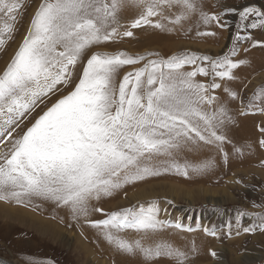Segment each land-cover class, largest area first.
I'll use <instances>...</instances> for the list:
<instances>
[{"label":"snow or ice","instance_id":"6c2138e0","mask_svg":"<svg viewBox=\"0 0 264 264\" xmlns=\"http://www.w3.org/2000/svg\"><path fill=\"white\" fill-rule=\"evenodd\" d=\"M127 5L139 9L131 28L151 25L164 29L162 21L179 25L194 13H199L205 24L219 21L218 14L200 10L197 0H42L27 34L0 72V146L6 149L0 152V200H51L69 207L75 219L87 215L91 199L111 195L125 184L172 170L187 176L189 170L201 173L214 165L211 159L198 164L179 163L176 156L184 149L213 146L227 162L223 147L227 137L218 129L232 118L223 105L211 112L201 107L217 99L208 92L220 85L214 81L205 85L193 77L211 72L214 77L233 79L232 69L245 63L230 59L234 48L215 58L179 53L167 59L148 60L142 68L125 73L118 86V70L144 56L122 51L93 52L83 64L74 88L47 107L26 131L14 136L20 121L39 102L59 91V86L72 83L74 70L90 46L121 35L118 13ZM23 7L22 0H0V46L11 39ZM173 8L179 11L172 16L165 14V9ZM238 14V29L264 28V11L259 8L244 7ZM249 14L257 19L245 24ZM247 38L239 32L234 36ZM197 60L207 61L209 67L181 71L184 65L196 64ZM225 91L236 98L235 92L227 88ZM254 98L264 103V87L256 89ZM257 110L264 112V107L257 106ZM260 130L264 132V128ZM259 144L264 147V138ZM89 223L102 226L108 242L122 252L138 251L146 259L162 255L186 259V253L169 244L146 247L139 240L129 242L111 231H155L165 227L168 222L157 219L154 202L147 208H123L108 213L106 219ZM175 227L183 226L177 223ZM204 231L215 235L208 228ZM211 255L216 253L212 251Z\"/></svg>","mask_w":264,"mask_h":264},{"label":"rangeland","instance_id":"374dc122","mask_svg":"<svg viewBox=\"0 0 264 264\" xmlns=\"http://www.w3.org/2000/svg\"><path fill=\"white\" fill-rule=\"evenodd\" d=\"M41 2L42 0H22L24 7L21 14L17 16L15 31L12 33L11 39L7 40L5 45L0 46V72L6 67L27 34L31 18ZM197 6L208 14H218L219 21L214 20L205 24L200 19L199 13H194L188 19L182 20L179 25L162 21L165 24L164 29L155 28L151 25L131 28V22L138 17L139 9L130 5L123 7L118 13V32L121 35L115 36L109 41L90 46L75 68V77L72 83L67 86H59V91L45 97L43 102H39L35 109L20 121V126L16 128L14 135H20L26 131L27 127H30L47 107H50L57 99L67 95L74 88L75 83L78 82L79 74L82 72L83 64L93 52L115 53L122 51L130 56H144L143 60H139L135 64L123 65L118 70L115 77L118 86L125 73L142 68L148 60L167 59L179 53H196L215 58L223 56L234 48V55L230 56V59L239 61L242 58L243 49L250 48V40L261 42L260 40L264 39V28L262 27L237 28L240 21L239 11L244 7L252 6L264 11V0H197ZM226 9H236V11H226ZM178 11V8L165 9V14L172 16ZM152 19L157 20L160 17H153ZM256 19L257 17L249 14L244 23L250 24ZM0 23H3V21L0 20ZM169 29L172 30L169 31ZM124 31H131L133 34L132 36H123ZM237 32L241 37L248 38L234 39ZM256 47L258 48V46ZM252 49V51H257V49ZM146 53H154L155 55L148 56L145 55ZM197 66L209 67V64L207 61L197 60L196 64L184 65L181 71L190 72ZM243 73L244 70H241L238 80L236 79L237 81L235 78L222 79L214 77L211 72L207 76L197 73L193 77L194 81L202 82L205 85L214 81L220 85L218 88L209 89L208 94L217 99L211 105H201L202 109L211 112L216 108L214 104H224L225 101L231 100L234 105H231V108H226L227 114L231 118H240L251 112V110L245 109L247 99H249L250 90L253 89V92H255L258 87H264V68L253 72V76L250 75V78L248 77L245 82L239 79ZM235 74L237 75L239 72L236 71ZM225 88L235 92L237 94L236 98H231ZM254 99L257 105L261 104L259 99ZM256 104L252 107L257 111ZM256 114L264 118V112L257 111ZM225 124H230V121L226 120ZM261 151L264 152V147ZM229 160L227 158V164ZM226 163L225 160H222L216 165V170L220 173L217 174V179L214 182L186 180L181 177L178 179L173 178L171 175L152 176V179H145L132 184V186L123 187L121 192L114 198L111 195H101L99 199L93 198L88 202L87 217L92 216L91 221L103 220L107 218L108 213L129 207L144 206L147 208L154 202L157 209V219L168 222L165 227L155 231H137L131 228L119 232H116V230L111 231L129 242L139 240L143 245L146 243L152 247L156 244H165L167 241L166 244L176 241V243H179L180 248L184 244H189L191 246L189 253L194 252L193 246L195 244L202 245L207 247L209 255L213 258L205 260V263L264 264V243H259L255 238L261 232L264 233V227H261V225H264V179L260 178L261 176L256 171L257 167H264V163L263 166L242 164L229 166L228 168ZM251 167H254V170ZM232 178H234V183H231ZM0 204L3 206L7 204L19 206L32 214L35 212L33 208L27 205L12 204L6 200H0ZM96 209L102 211H96ZM83 216L78 215L76 218ZM41 217L49 218V220L51 218L52 221L54 219L45 215ZM58 217L54 220L62 225L64 233L59 231L60 235L57 241L64 238L66 241L81 240L84 244L91 246L92 250L95 244L108 242L107 239L92 242L90 236L86 233L88 231L84 229L85 226H91L88 223L89 220L86 224L84 222L82 224L76 223V220H73L76 225L72 226V220L70 222L60 216ZM177 223L183 227L176 228ZM189 228L191 231L188 230ZM205 228L214 231L215 235L206 233ZM245 228H250V231L245 232ZM99 231L100 235L105 238L103 236L104 229L102 228ZM172 232L174 234H171ZM176 233L178 239L174 236ZM244 236L247 239H245L242 249L234 250L232 245L234 239ZM51 237L48 235L46 237L42 236L36 229L18 223H12L11 226L7 227L0 219V258L9 260L12 264H101L98 261L102 260H98V258H106L108 264L110 262L107 255L113 252L111 248H108L107 254H98L95 251L94 256L91 255L89 260L84 262L83 258L77 257L73 247L62 245L51 239ZM109 244L113 248L115 247L113 244ZM212 251L216 253L215 256L211 255ZM231 256L238 257L237 263L229 260ZM189 263L197 264L196 261H190ZM201 263H204V261H201Z\"/></svg>","mask_w":264,"mask_h":264},{"label":"bare ground","instance_id":"6f19581e","mask_svg":"<svg viewBox=\"0 0 264 264\" xmlns=\"http://www.w3.org/2000/svg\"><path fill=\"white\" fill-rule=\"evenodd\" d=\"M260 41L261 42L256 45V46H258V48L255 46L256 41L250 40L249 41L250 42L249 43L250 48L243 49L244 52L241 54L242 58H240L239 61L243 60V61H245V63L239 64L236 68L232 69V76L235 78V80L241 74V70H244V73L242 76L239 77V79L241 81L245 82V80L250 75H252L253 72H256V71L264 68V39H262ZM251 47L254 49H257V51H252L253 49ZM236 71L239 72V74L236 75L235 74ZM250 92L251 93L248 96L249 99H247L248 101L246 103L245 109L251 110V112L245 114L243 117H240V118H237V117L232 118L230 121V124L224 123L222 128L218 129V131L222 132V134L227 137V140L225 141V143L223 145L224 151L228 154L227 158L230 159L229 163L228 164L226 163L228 165L227 168L229 166L232 167L233 165H242V164H247V165L255 164V165L263 166L262 164L264 163V152L261 151V149L263 147H261L259 144V141L262 138H264V132H262L260 130L261 128H264V118L261 117L260 115H257L256 112L259 110L256 111L252 107L256 104V100L254 99V93L255 92H253V89L250 90ZM232 103L233 102L230 100V101H225L224 104H218V103L214 104V106L218 107L220 105H223L226 109V108H231L232 107L231 105H234V103L233 104ZM249 104H251V108L249 107ZM257 106L263 107L264 103H261ZM9 147H10V145H9ZM234 148H240L241 152H235ZM5 150L6 149L4 146H0V152H3ZM159 159H164V158L160 157ZM176 159L181 164H183L185 162H188L190 164H198V163H201L203 161L211 159L214 161V165L211 168H209L206 171L201 172V173H194L191 170H189V173L187 176L179 174L174 170L168 171V172H161L159 175H156V176H161V175H168L169 176V175H171L173 178L176 177L178 179L181 177V178L186 179V180H193V181L205 180V181L214 182L217 179V174L220 173V171L216 170V165L219 164L222 160H224V157H223V154L221 152H219L215 147L208 146V145H201L198 149H195L192 151H189L187 149L182 150L181 152H179L177 154ZM251 169L254 170V167H251ZM256 171H257L258 175L261 176L260 178L264 179V167H257ZM152 178H153L152 176H149V177H146L145 179L148 180V179H152ZM233 179L234 178H232L231 183H234ZM258 179H259V177H258ZM141 181H143V180H141ZM138 182H140V181H136V182H133L130 184H125V185H123V187H127L130 185L132 186V184H135ZM122 188L112 192L111 197L112 198L116 197L121 192ZM211 200H213V199H211ZM6 201L9 203H12V204L17 203L15 200H11V199L6 200ZM18 204L27 205V206L33 208L35 212L36 211H38V212H36V213L34 212L32 214V213L27 212L25 209H23L19 206H14L11 204H10L11 206L8 204L3 206L2 204H0V219L3 221L4 225H6L7 227L11 226L12 223H15V224L18 223V224L26 225L27 227H32V228L36 229L40 233V235H42V236H45V237L47 235L52 236L51 239H54L56 241L58 240L57 238H59L60 232L64 233V230L61 227L62 225H60L58 222H56L54 220V219H58L59 218L58 216H60L62 219H66L70 222H71V220H72V222H73V220H76V223H80V224H82L83 222H84V224H86L88 222V220L91 221V219L93 218L92 216L87 217V215L86 216L84 215L81 218H75L74 219L73 214H72L69 207L58 205L54 201L46 200V199H42V198H38V197H24L23 202L18 203ZM43 215L51 216L54 219H53V221L51 218H50V220H49V218L45 219V218L41 217ZM73 225H76V224H74V222H73L72 226ZM84 229L88 231L86 233H88L92 242L95 243L99 239L101 241H105L106 238H103L100 235V231H99L102 229V227H94L92 225L91 226L88 225V226H85ZM171 234H174V233L172 232ZM103 236L105 237L104 234H103ZM174 236H175V238L178 239L177 233ZM255 238L259 241V243H264V233L263 232H261L260 235L256 236ZM245 239H247V237H245V236L238 238V239H234V241L232 242V245L234 246V250L238 251V250L242 249L243 243L245 242ZM67 240H68V238H67ZM74 240L75 241H66L64 238V239L59 240L57 242H59L62 245L64 244L65 246L73 247L77 257L83 258L85 260V261L83 260L84 262H87V260H89V257L91 255L94 256L95 251H97L98 254L99 253L100 254L101 253L107 254L108 248H111L113 250V252L110 255H107L108 259L110 260L109 264H161L162 262L164 264H190L189 263L190 261H196L197 264H213V262H206L205 263V260H209V259H213V258L209 255L210 253L208 252L207 247H204L202 245H196L195 244L193 246L194 252L189 253V250L191 247L189 244H184L183 247H187V248H183V247L180 248L179 243H176V241H172V243H170V244L168 243L173 248L179 249L180 251L186 253V259H184L183 261H180L175 257H169L166 255H162L159 257H153L152 259H146L138 251L135 254L125 253V252L118 250L115 247L113 248L112 245L109 244V242L97 243L93 246L94 249L92 250L91 246L89 247L88 245L84 244L81 240H76V239H74ZM162 240L164 241V239H162ZM166 240L167 239L165 238V241ZM167 242H165V243H167ZM144 245L149 246L146 243ZM113 246H115V245H113ZM188 257H190V259H188ZM92 260L96 261L95 259H92ZM98 260H102V261H98L101 264H108V261H106L107 260L106 258H104V259L98 258ZM229 260L237 263V261L239 259L236 256H233V257L231 256ZM201 261H204V263H201ZM0 264H12V262L1 257L0 258Z\"/></svg>","mask_w":264,"mask_h":264}]
</instances>
